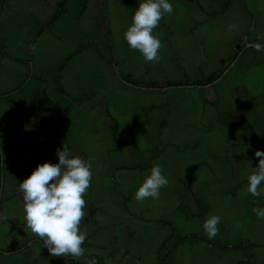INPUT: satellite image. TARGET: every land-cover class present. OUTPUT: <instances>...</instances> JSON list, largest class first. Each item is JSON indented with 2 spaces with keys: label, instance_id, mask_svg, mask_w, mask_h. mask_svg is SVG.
<instances>
[{
  "label": "crops",
  "instance_id": "crops-1",
  "mask_svg": "<svg viewBox=\"0 0 264 264\" xmlns=\"http://www.w3.org/2000/svg\"><path fill=\"white\" fill-rule=\"evenodd\" d=\"M60 1L0 0V264H264V0H67L38 35Z\"/></svg>",
  "mask_w": 264,
  "mask_h": 264
},
{
  "label": "trees",
  "instance_id": "trees-1",
  "mask_svg": "<svg viewBox=\"0 0 264 264\" xmlns=\"http://www.w3.org/2000/svg\"><path fill=\"white\" fill-rule=\"evenodd\" d=\"M67 0H61L57 10L52 14L51 18L43 25L42 29L39 31L38 35L44 31H46L51 24L59 17L61 16V14L64 13L65 11V3ZM104 8L106 10L107 6H106V1L104 0L103 2ZM105 32L107 34V36L109 35V29L108 27H106ZM256 47L257 49L264 51V45L260 44V43H256ZM246 48V42L244 43H236L234 45V50L233 53L228 57V59L225 61V66L223 67V69L219 70L218 72L212 73L211 75L207 76V77H203L201 79H196V80H183V81H177V82H167L165 85L166 86H193V87H198V86H204V85H208V84H212L214 81H216L217 79L220 78V76L222 75L223 71L229 66L231 65L236 59L237 57L245 50ZM1 47H0V51H1ZM79 50H77L76 52H74L73 54H71L69 57H67L66 61H68L69 59H71L77 52H79ZM65 61V62H66ZM112 67L115 71H117L119 77L125 81L126 83L133 85V86H137V87H154L155 84L152 81H147L145 83L139 82L137 80H135L134 78H132L130 75H126V74H122L121 72L118 71V67L115 64H112ZM59 80V79H58ZM42 122L45 124V119L43 117H41ZM45 131H47L48 133H51L52 135H54V132L48 127L45 126ZM113 139L115 140V142L119 145V147H124L127 145H130L132 142H127V141H122V140H118L117 139V131H116V126L113 128ZM47 148H51V149H61V148H66V146L62 143V142H57V143H53V144H48L46 146ZM92 212H89V216L87 217V219H90L92 217ZM172 237V236H171ZM167 238L165 239L158 251H157V259H158V264H163L164 261L167 260L168 256L171 254V252L174 250V248L176 247V245L179 243V241L183 240L184 238H180L177 239L173 245L171 247L167 246V241L171 238ZM197 238V237H194ZM203 240L215 244L219 247H221L222 249L225 250H239L242 249L244 246H242L241 244L239 245H235V246H224L222 245L220 242L215 241L213 238H204ZM32 241H40L39 239H33ZM3 250L0 249V252H2ZM7 253L10 254H15L19 251V249L17 248H6L4 250Z\"/></svg>",
  "mask_w": 264,
  "mask_h": 264
},
{
  "label": "water",
  "instance_id": "water-1",
  "mask_svg": "<svg viewBox=\"0 0 264 264\" xmlns=\"http://www.w3.org/2000/svg\"><path fill=\"white\" fill-rule=\"evenodd\" d=\"M248 46H254V45L249 43Z\"/></svg>",
  "mask_w": 264,
  "mask_h": 264
},
{
  "label": "rangeland",
  "instance_id": "rangeland-1",
  "mask_svg": "<svg viewBox=\"0 0 264 264\" xmlns=\"http://www.w3.org/2000/svg\"><path fill=\"white\" fill-rule=\"evenodd\" d=\"M170 37H171V39H172V40H174V39H175V37H174V39L172 38V36H170ZM233 49H234V48H233Z\"/></svg>",
  "mask_w": 264,
  "mask_h": 264
}]
</instances>
